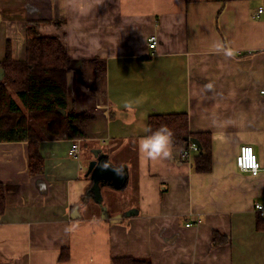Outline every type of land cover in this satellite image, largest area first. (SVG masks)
I'll return each mask as SVG.
<instances>
[{"label": "crops", "instance_id": "obj_1", "mask_svg": "<svg viewBox=\"0 0 264 264\" xmlns=\"http://www.w3.org/2000/svg\"><path fill=\"white\" fill-rule=\"evenodd\" d=\"M259 6L264 0H0V62L7 48L24 60L27 25L40 22L67 46L69 109L91 117L85 138L38 143L37 173L26 141L0 142V264H264L254 211L264 206V163L256 176L235 164L244 145L264 162ZM181 112L191 133L210 136L207 172L193 170L196 154L179 159L181 147L167 160L139 155L148 116ZM83 144L124 169L122 187L101 188V205L91 199Z\"/></svg>", "mask_w": 264, "mask_h": 264}, {"label": "trees", "instance_id": "obj_2", "mask_svg": "<svg viewBox=\"0 0 264 264\" xmlns=\"http://www.w3.org/2000/svg\"><path fill=\"white\" fill-rule=\"evenodd\" d=\"M224 1V0H216ZM40 22H30L26 28V57L15 61L7 48L0 68V142L26 141L28 169L31 174L42 167L38 143L49 139H82L86 136L91 117L85 112L69 109L68 67L70 58L62 36L40 32ZM166 125L173 132V147L187 146L190 139L198 141L200 151L193 159L195 172L211 168L210 136L191 133L186 113L152 114L146 127L152 131ZM146 132V135H150ZM5 210V186L0 183V215ZM257 224L264 228V217L257 216ZM218 244V234H213ZM111 264H151L145 258H113Z\"/></svg>", "mask_w": 264, "mask_h": 264}, {"label": "clouds", "instance_id": "obj_3", "mask_svg": "<svg viewBox=\"0 0 264 264\" xmlns=\"http://www.w3.org/2000/svg\"><path fill=\"white\" fill-rule=\"evenodd\" d=\"M217 50L221 51L223 49V45L218 44ZM227 56L233 55V50L229 49L225 51ZM207 88H211L212 85H206ZM131 102H126L125 107H130ZM146 131L150 132V135L141 137L138 141V152L142 159L146 160H157L170 159L173 155V132L166 125H162L157 130L152 131L151 127H146ZM262 163L257 161L256 157L253 155L250 161V169L252 173L255 175L258 173L259 169L262 167Z\"/></svg>", "mask_w": 264, "mask_h": 264}, {"label": "water", "instance_id": "obj_4", "mask_svg": "<svg viewBox=\"0 0 264 264\" xmlns=\"http://www.w3.org/2000/svg\"><path fill=\"white\" fill-rule=\"evenodd\" d=\"M85 177H89L92 183L89 190L91 199L99 205L102 200V187L118 189L125 181L124 169L121 166L112 165L107 156L101 152L93 153V158L87 164Z\"/></svg>", "mask_w": 264, "mask_h": 264}, {"label": "built area", "instance_id": "obj_5", "mask_svg": "<svg viewBox=\"0 0 264 264\" xmlns=\"http://www.w3.org/2000/svg\"><path fill=\"white\" fill-rule=\"evenodd\" d=\"M263 11H264V8L259 6L257 8V11H256L255 15H257L258 13L260 14ZM157 42L158 41H157V38L155 36H150L147 39V43H148L149 49L154 50L156 48V46H157ZM262 93H264V90L262 91ZM196 152H198V148H197L196 145L195 146L194 145L188 146L187 149L182 150L180 152V157L183 158V159H188L192 153H196ZM70 153H71V156L73 158L77 159L78 150H77V146L75 144L71 145ZM253 155L256 157V155L254 154V152H253V150H252V148L250 146H241L240 150H239V153L237 154L236 159H235L236 167L238 168V170H240L242 172L250 173L251 175H254L252 173L250 167H249L250 161H251V158H252ZM256 159H257V157H256ZM79 168H80V166H79ZM259 171H260V169H259ZM259 171H258V173H259ZM257 174H255V175H257ZM254 209L261 216H264V207L261 204L256 203L254 205Z\"/></svg>", "mask_w": 264, "mask_h": 264}, {"label": "bare ground", "instance_id": "obj_6", "mask_svg": "<svg viewBox=\"0 0 264 264\" xmlns=\"http://www.w3.org/2000/svg\"><path fill=\"white\" fill-rule=\"evenodd\" d=\"M262 7V6H261ZM264 8V7H263ZM257 11V10H256ZM259 16V13L257 14V15H254L253 17L254 18H256V17H258ZM151 36H155V35H151ZM156 37V36H155ZM157 38V37H156ZM157 41H158V39H157ZM158 43V42H157ZM2 75H3V71H2ZM2 78V77H1ZM197 142V143H196ZM73 144H75L76 146H77V150H78V144L76 143V142H74ZM72 144V145H73ZM192 145H196L197 146V148H198V152H196V153H192L191 155H190V157L188 158V159H183V158H181L180 157V153H179V159H181V160H184V161H189L191 158H192V156L194 155V154H198L199 153V151H200V148L198 147V141L197 140H195V139H190V140H188V142H187V146L185 147V148H180V152L182 151V150H185V149H187L188 148V146H192ZM244 146H248V145H244ZM251 147V146H250ZM252 148V147H251ZM71 149V148H70ZM240 150V149H239ZM253 150V149H252ZM79 153V152H78ZM239 153V152H238ZM255 154V153H254ZM237 156V155H236ZM257 157V156H256ZM258 160V159H257ZM236 164V163H235ZM238 169V168H237ZM240 171V170H239ZM242 172V171H241ZM247 173V172H246ZM254 176V175H253ZM256 176V175H255ZM256 204V203H255ZM259 204V203H258ZM263 206V205H262ZM264 207V206H263ZM254 211H255V209H254ZM255 212H257V211H255ZM258 213V212H257ZM258 215H260L259 213H258ZM261 216V215H260ZM262 217H264V216H262Z\"/></svg>", "mask_w": 264, "mask_h": 264}, {"label": "rangeland", "instance_id": "obj_7", "mask_svg": "<svg viewBox=\"0 0 264 264\" xmlns=\"http://www.w3.org/2000/svg\"><path fill=\"white\" fill-rule=\"evenodd\" d=\"M81 147H82L81 153L83 154V158L81 157V159L84 163H86V166H87V164L90 162L92 157L89 156L88 150H85L86 148H85L84 144H83V146L81 145Z\"/></svg>", "mask_w": 264, "mask_h": 264}]
</instances>
